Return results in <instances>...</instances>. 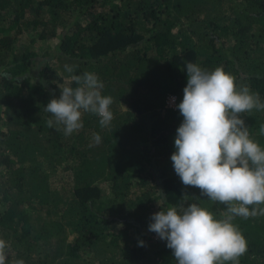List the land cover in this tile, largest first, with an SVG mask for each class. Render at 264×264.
<instances>
[{"label": "trees", "instance_id": "obj_1", "mask_svg": "<svg viewBox=\"0 0 264 264\" xmlns=\"http://www.w3.org/2000/svg\"><path fill=\"white\" fill-rule=\"evenodd\" d=\"M23 30L38 31L39 41L56 39L53 52L15 53ZM190 62L206 71L222 67L264 102V0H0V239L9 245L7 264H176L166 240L135 241L128 230L189 203L223 218L226 207L183 185L170 159ZM85 72L104 84L114 118L102 128L99 117L84 113L83 128L65 136L62 126L46 123L53 117L45 107L62 88L45 75L76 87L69 77ZM171 96L174 109L166 104ZM241 118L264 148V110ZM60 173L71 184L56 190L49 181ZM233 224L247 242L239 264H264V215Z\"/></svg>", "mask_w": 264, "mask_h": 264}, {"label": "clouds", "instance_id": "obj_2", "mask_svg": "<svg viewBox=\"0 0 264 264\" xmlns=\"http://www.w3.org/2000/svg\"><path fill=\"white\" fill-rule=\"evenodd\" d=\"M65 71L71 74L75 68L65 65ZM186 75L183 99L176 105L183 121L170 159L183 185L198 188L226 211L216 219L195 203L172 206L154 213L148 230L166 240L176 264H239L247 242L233 220L264 215L260 207L264 205V148L250 138L241 114L264 110V102L249 86L238 88L235 77L222 67L206 71L190 62ZM69 80L77 86H63L59 99H51L45 107L53 117L47 126H62L64 135L70 136L83 128L82 115L91 113L99 117L102 128L109 127L113 100L102 95L104 84L99 77L85 72ZM260 132L264 134V125ZM93 141L99 144L100 135L93 133ZM8 249V243L0 239V264H7Z\"/></svg>", "mask_w": 264, "mask_h": 264}, {"label": "rangeland", "instance_id": "obj_3", "mask_svg": "<svg viewBox=\"0 0 264 264\" xmlns=\"http://www.w3.org/2000/svg\"><path fill=\"white\" fill-rule=\"evenodd\" d=\"M70 1V0H68ZM51 16V15H49ZM8 16H5V18H7ZM38 31L36 30H32V31H28V30H23V34L20 36H17L15 42L12 44V49L15 53L18 52H35L39 55H43L45 53H52L55 46L57 45V40L56 39H52V40H48V41H39L38 35H37ZM10 60V59H8ZM58 76H61L60 74H58ZM48 79L50 82L55 83L57 86H59V88H62L63 86L67 85L68 82L67 80H62L60 77H54L52 78L51 75L46 74L45 75V79ZM46 79V80H47ZM49 81H45L48 84H51ZM168 106V105H167ZM123 110H125L124 107H122ZM175 108V106L173 107V109ZM2 106L0 105V113L2 112ZM43 169H46V165L43 164ZM50 184L51 187L53 189L56 190H60L63 188H67L70 184H71V178L70 175L68 173H60L57 177L55 178H51L50 179ZM0 211H1V206H0ZM127 226H117L116 229L117 230H122L124 228H126ZM149 227L144 226L142 228H132L129 229L127 234L128 236H130V239L135 240V241H139L140 237L143 235L146 238H151L154 241L160 240V238L157 236L156 233L151 232L148 230Z\"/></svg>", "mask_w": 264, "mask_h": 264}, {"label": "built area", "instance_id": "obj_4", "mask_svg": "<svg viewBox=\"0 0 264 264\" xmlns=\"http://www.w3.org/2000/svg\"><path fill=\"white\" fill-rule=\"evenodd\" d=\"M174 98V99H173ZM176 98L171 96L167 98L166 104L168 108H173L175 106Z\"/></svg>", "mask_w": 264, "mask_h": 264}]
</instances>
